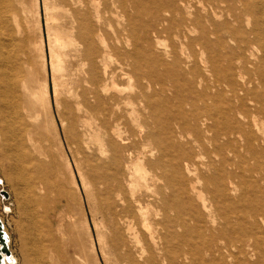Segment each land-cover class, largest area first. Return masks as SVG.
Segmentation results:
<instances>
[{
  "label": "bare ground",
  "instance_id": "6f19581e",
  "mask_svg": "<svg viewBox=\"0 0 264 264\" xmlns=\"http://www.w3.org/2000/svg\"><path fill=\"white\" fill-rule=\"evenodd\" d=\"M45 9L52 69L72 83L60 99L55 80L57 115L119 262L264 264V0H53ZM38 10V0H0V150L13 156L5 175L16 198L37 203L33 227L50 234L51 203H64L53 192L68 208L78 185L65 187L35 136L53 118L48 63L43 54L39 75L32 53ZM164 34L177 40L171 49ZM2 264H19L13 250Z\"/></svg>",
  "mask_w": 264,
  "mask_h": 264
},
{
  "label": "rangeland",
  "instance_id": "374dc122",
  "mask_svg": "<svg viewBox=\"0 0 264 264\" xmlns=\"http://www.w3.org/2000/svg\"><path fill=\"white\" fill-rule=\"evenodd\" d=\"M52 2L53 0H38L39 13L37 22H35V24L31 22L33 30L30 32L33 49L32 53L35 56V64L39 75L42 73L43 54L45 55V59L48 63V69L42 79L47 82L50 90L52 102L51 113L53 114L51 123H48L46 127L39 128L35 136L39 140L46 154L54 155L57 158L60 169L62 171L65 170V176L69 180L65 184V187L68 190L75 191L74 181L77 182L78 188L75 192L76 198L73 197L74 202H72V206H68L67 208V206H65L66 198L59 195V190L53 192L52 195L58 199L63 198L64 203H58L57 205L54 202L51 203V209L48 211L46 216L47 224L50 228V234H42L38 229H35L32 224V213L33 209H37V203L33 202L30 205H26L25 202H20L21 199H17L13 193L14 188L10 185V183H7L5 174L11 172L10 164L13 156L11 154L8 155V152L5 150L4 153L1 148L0 216L6 224V231L11 235L10 246L15 252L16 257H18L19 264H121L119 262V258L115 256L112 252L113 250L110 248L108 238L106 237V235L110 232L103 224L102 215L98 210L96 200H94L90 184L87 179L80 174L78 165L69 150V146H67L68 141L65 137L66 134L64 133L61 120L57 115L56 96L54 94L55 80L59 83L58 88L60 91L57 94V97H60V99H66L68 97L66 90L68 86L72 85V83L69 80H63L62 75L57 73L55 74L52 69L50 50L51 43L54 42V38H50L48 33L46 19L47 13L45 9L46 4H52ZM128 12L132 14L138 13L136 9L130 6ZM138 15L139 19L142 21H150L154 19L150 15V11L138 13ZM61 22L63 23L62 19H50V26L52 28H56V26ZM21 23L26 29V32H28L27 30L30 27V24H28V22L24 19H22ZM112 25L113 29L116 28L114 20ZM60 29V31L64 33L63 36H65L67 34L66 30H63L62 28ZM111 29L107 28L109 38L111 36ZM51 32H54V29H51ZM160 39L169 47V49H171L170 47L177 42L173 35L164 34ZM257 47L260 48L259 45ZM9 50L13 55L18 54L19 56H25L24 48L19 49V47H14V44L9 46ZM39 130H41L43 134ZM2 141L3 140L0 139V145ZM44 145L47 147L45 148ZM62 153L70 162V166L68 167L69 173L66 168L62 167V165H64V160L61 158ZM6 155L8 157H6ZM2 190L7 191L9 193V197H4L1 193ZM62 209H65V214L62 221H58L57 216L59 211ZM70 215L79 222L76 226L71 223ZM77 235L80 236L81 239L80 245L76 241ZM83 256H86L85 261L81 260Z\"/></svg>",
  "mask_w": 264,
  "mask_h": 264
},
{
  "label": "water",
  "instance_id": "95a60500",
  "mask_svg": "<svg viewBox=\"0 0 264 264\" xmlns=\"http://www.w3.org/2000/svg\"><path fill=\"white\" fill-rule=\"evenodd\" d=\"M4 197H9V193L5 190L1 191ZM2 217L0 216V264H2L5 259L10 260L12 257V249H11V239L7 233V227Z\"/></svg>",
  "mask_w": 264,
  "mask_h": 264
}]
</instances>
